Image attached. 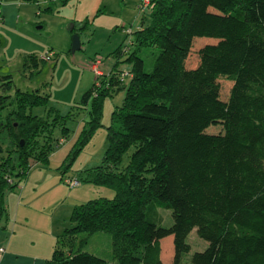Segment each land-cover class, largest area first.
Listing matches in <instances>:
<instances>
[{
	"label": "trees",
	"instance_id": "trees-1",
	"mask_svg": "<svg viewBox=\"0 0 264 264\" xmlns=\"http://www.w3.org/2000/svg\"><path fill=\"white\" fill-rule=\"evenodd\" d=\"M125 33L73 105L89 118L71 156L99 125L103 98L125 91L102 161L82 179L113 195L73 206L45 264H104L83 249L96 231L110 234L117 264H264V0H150ZM147 47L157 49L150 70L139 53ZM23 60L47 62L34 52ZM47 98L0 74V223L5 193L68 135L72 110L52 118L30 110ZM154 204L171 209L170 225L147 217ZM193 227L208 245L184 263ZM170 235L171 252L162 244Z\"/></svg>",
	"mask_w": 264,
	"mask_h": 264
},
{
	"label": "rangeland",
	"instance_id": "rangeland-1",
	"mask_svg": "<svg viewBox=\"0 0 264 264\" xmlns=\"http://www.w3.org/2000/svg\"><path fill=\"white\" fill-rule=\"evenodd\" d=\"M135 1L31 0L24 2L28 5L23 8L24 11L18 13L19 17L16 19V28L21 31L5 28L4 22L0 20V74L10 73L14 85L22 90L37 88L41 95H48L43 104L31 107L30 110L34 114L40 116L47 114L48 118H52L56 113L67 114L72 110V117L65 122L69 132L64 142L53 150L48 162L37 164L33 170L36 173V169L42 166L56 174V177L62 172L63 181L65 177L80 179L79 183L72 187L64 183L65 181L64 184L61 183L59 186L61 194L57 196H64L51 207L48 206L55 201L52 195L56 190L50 187L56 178L46 180L36 188L35 211L43 216L46 225L52 222L56 234H60L69 226V209L76 200L85 201L93 197L113 195L112 189L108 186L82 179L92 167L102 161L107 145V125L113 123L112 110L115 105L121 104L125 91L120 88L103 98L99 125L78 152L71 156L72 146L89 118L87 111L78 110L73 105L80 101L84 92L91 87L95 78L92 68L94 59L96 57L102 59L103 69L110 66L112 60L108 54L126 37L125 28H137L139 15L144 7L141 5L142 0H137V4ZM71 24L74 25V30L79 31L81 43V48L74 52L70 50L72 34L75 32L69 29ZM8 26L12 27L10 24ZM204 38L207 37L196 39ZM30 51L40 55L51 51L55 52V55L51 61L39 63L36 67L24 66V52ZM156 52L157 49L152 47L143 48L139 52L144 58L146 70L152 68ZM125 56L126 54L121 59ZM194 59L195 54L192 53L189 57L190 63H194ZM118 67L129 68L130 63L120 62ZM5 108L3 113L6 111ZM60 135L56 128L53 139ZM25 180L20 181L18 185H22ZM67 194L71 199L66 198ZM147 217L164 226L170 225L173 221L171 209L161 204H154L149 208ZM34 224L31 223L32 226H35ZM168 242L171 252L173 246L171 235L165 240V243ZM186 242L189 243L190 249L181 256L184 263L190 262L194 251L203 250L208 245L207 240L197 234L196 227L187 234ZM168 252L164 254L165 260L168 258Z\"/></svg>",
	"mask_w": 264,
	"mask_h": 264
},
{
	"label": "crops",
	"instance_id": "crops-1",
	"mask_svg": "<svg viewBox=\"0 0 264 264\" xmlns=\"http://www.w3.org/2000/svg\"><path fill=\"white\" fill-rule=\"evenodd\" d=\"M24 2H26V0H0V20L4 22L3 26H5V28L21 31L16 28L17 26L15 23L16 19L19 17L18 13L24 11L23 8L28 5ZM135 3L137 4V0ZM8 24L12 27H9ZM73 26L74 25L71 24L69 29H72ZM72 30L79 33V31L74 30V28ZM31 52L34 51L24 53ZM40 163L41 162H38L30 168L24 183L14 188L16 191L12 189L7 191L4 195L7 214L5 219L0 223V246L4 247V251L0 253V264H45V261L50 258L53 251L57 234L52 228V222L50 221V225H46L43 216L35 211L36 206L34 204L37 200L36 188L38 184L50 180L51 178H56L55 182L50 187V189L55 188L56 190V192H54L56 196L52 195L55 201L51 202L48 206L51 207L53 203L59 202L61 197L64 196H57L61 194L59 186L64 182L62 180L64 174L60 172V174H57L58 177H56V174L42 166L38 167L35 173L33 170L36 168L37 164ZM57 178L60 179V181ZM37 195L39 194L37 193ZM66 198H70L69 194L66 195ZM83 201L82 199L76 200L74 204L70 206L69 211L71 212L75 204ZM31 223L32 225L35 223L34 225L36 227L32 226ZM164 240H166V238L162 240V244L165 247L169 242L163 243ZM83 249L104 258V264H117L111 251V236L108 232L96 231L91 233L87 237Z\"/></svg>",
	"mask_w": 264,
	"mask_h": 264
},
{
	"label": "built area",
	"instance_id": "built-area-1",
	"mask_svg": "<svg viewBox=\"0 0 264 264\" xmlns=\"http://www.w3.org/2000/svg\"><path fill=\"white\" fill-rule=\"evenodd\" d=\"M149 4H150V0H142V2H141L142 7H144L143 9H145L146 7H148ZM131 30H132V28H130V27H126L125 28V31L127 33L131 32ZM53 54H54V52H51L50 51V52H46L44 55H40V56H41L42 59L49 60V59L52 58ZM100 63H101V59L99 57H96L94 59V61L92 62V68H93V71H94V73L96 75H102L103 74V71L100 70L101 69L100 68ZM127 73L128 72L125 71L123 73V75L124 74H127ZM96 83L98 84V82H96ZM64 181L69 186H74V185H76V184L79 183V180L77 178H70V177H65L64 178ZM3 251H4V247L3 246H0V253H2Z\"/></svg>",
	"mask_w": 264,
	"mask_h": 264
},
{
	"label": "water",
	"instance_id": "water-1",
	"mask_svg": "<svg viewBox=\"0 0 264 264\" xmlns=\"http://www.w3.org/2000/svg\"><path fill=\"white\" fill-rule=\"evenodd\" d=\"M81 46L79 35L77 32H74L72 34V39H71V47L70 50L71 52H74L75 50L79 49Z\"/></svg>",
	"mask_w": 264,
	"mask_h": 264
},
{
	"label": "bare ground",
	"instance_id": "bare-ground-1",
	"mask_svg": "<svg viewBox=\"0 0 264 264\" xmlns=\"http://www.w3.org/2000/svg\"><path fill=\"white\" fill-rule=\"evenodd\" d=\"M55 55V54H54ZM53 58V57H52ZM50 60V59H49ZM48 61V60H47Z\"/></svg>",
	"mask_w": 264,
	"mask_h": 264
}]
</instances>
